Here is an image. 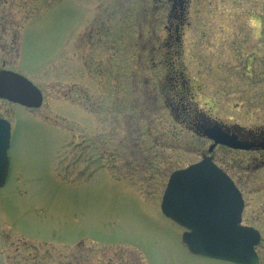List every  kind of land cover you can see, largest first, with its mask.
Returning <instances> with one entry per match:
<instances>
[{"label":"rangeland","instance_id":"rangeland-1","mask_svg":"<svg viewBox=\"0 0 264 264\" xmlns=\"http://www.w3.org/2000/svg\"><path fill=\"white\" fill-rule=\"evenodd\" d=\"M217 5L189 11L175 50L158 0H0V69L44 96L37 110L0 101L12 126L0 264H231L191 255L183 230L160 210L169 177L208 152L177 119L167 61L193 79L188 93L206 114L218 117V102L228 113L226 100L242 96L264 107V26ZM228 17L248 31L231 50L260 57L259 86L211 67L226 30L239 34L225 29ZM238 156L247 167L256 155L230 154L228 162ZM242 172L230 171L244 193L245 223L261 232L264 264V166Z\"/></svg>","mask_w":264,"mask_h":264},{"label":"water","instance_id":"water-1","mask_svg":"<svg viewBox=\"0 0 264 264\" xmlns=\"http://www.w3.org/2000/svg\"><path fill=\"white\" fill-rule=\"evenodd\" d=\"M0 98L29 109L43 104L37 87L25 77L5 70H0ZM204 136L214 142L210 152L217 145L250 149L218 125L207 128ZM10 140L11 125L0 118V189L8 176ZM243 209L240 191L210 157L174 172L161 204L163 215L186 230L182 241L192 254L234 264H259L255 248L261 235L240 226Z\"/></svg>","mask_w":264,"mask_h":264},{"label":"flooded vegetation","instance_id":"flooded-vegetation-1","mask_svg":"<svg viewBox=\"0 0 264 264\" xmlns=\"http://www.w3.org/2000/svg\"><path fill=\"white\" fill-rule=\"evenodd\" d=\"M158 3H162V5L166 6L167 9L169 10V14L167 17L168 20L165 26V29L167 31V39L169 41H175L180 45L182 44V40L185 37V29L191 26V21H189L190 19L189 17H187L189 11H191L194 7L197 9L204 4L213 6V3L215 4L217 3L218 4L216 6L217 9L218 6H221V8H223L222 11H224L225 14L229 16H233L234 14L240 15L245 13L248 15V19H249L247 22L251 23L252 21H258L260 22L259 23L260 25L263 24L264 26V0H207V2L206 0L205 2H203V0H158ZM251 11H258V12L257 14H251ZM223 22H226L225 29H227V27L231 28L233 25H235L234 26V29L236 30L235 32L239 31V34L234 36L230 30H226L228 34L227 36L225 34L222 40L223 42H225V39L227 38V42H225V45H223L224 43L220 45L218 52L215 51L212 53L215 57L213 58V60H211V62H215V64L213 66L211 65V67L221 68L223 65L225 66V68L230 69L229 72L230 75H235L237 76V79L239 80L242 79L246 81V83L251 85L253 88L255 86L261 85L259 82H255L257 79H259L258 78L259 76L258 77L256 76L255 70L257 69V67H254V64L256 63L255 59H259L260 57L257 58L253 54L252 56H246L245 53H243L240 56L239 53L237 52L238 51L237 45L232 50L229 46L230 42L236 41V44L238 43L239 47H241V42L242 43L244 42L245 39L244 37L247 36L248 31L245 29L244 31H241V28L239 29V27L241 26L237 25V23L240 22L238 18H234L232 20L230 19V17L226 19L224 18ZM248 30L251 31L250 29ZM262 36H264V34ZM228 37H230L231 39L229 40ZM222 40L219 41L222 42ZM215 47L217 48V46ZM254 52H257V50ZM198 70L199 72L197 74L200 75L201 71L199 68ZM173 74L175 75L173 76L170 75L168 76V78H166V80L171 82L173 86L179 85L180 80L182 79L183 84L188 86V90L189 89L193 90L194 83H192L193 79L190 77L189 74H184L186 75V77L184 75L180 76L179 74L181 73L177 71H175ZM199 75H197L196 78ZM197 85L199 84L197 83ZM199 90H202V88L199 87ZM182 94L183 93L180 92V88H179L175 95L176 96L175 99L177 100L178 103L177 109H179V117L183 118L185 122L187 121L189 122V126L191 128L190 131L193 133L195 137H197L201 141H204L203 142L204 145L205 143H208V149L213 145V142L204 138L205 137L204 132L207 128H210L214 125H218L223 132L229 134L230 136L236 137L241 143H245L250 147V150L238 151V150H232L226 147L218 146L210 154L213 159L212 161L220 169L225 171V173L233 180L235 185L238 187L242 195H244L243 191L239 186L237 179H235V177L232 176L230 171H240L241 173H244L242 171H247V170L257 171L258 169L264 166V122H260L262 119H264L263 118L264 107H258L256 103L253 104L252 102H249L250 100H246V98L243 96L242 98L227 99L226 105L230 106L229 108H226L228 113H225L224 109L218 102L217 109H215V111L219 114V116L215 118L211 114L205 115L203 112L201 113L197 110L189 111L185 105L187 101L184 99V96ZM263 94H264V90L261 92L262 97H264ZM233 101H236L234 106L231 105ZM179 106L181 107L179 108ZM219 106L221 108H219ZM240 106H242V108ZM188 111L190 112V118H187ZM245 122H251V123L245 124ZM217 150L219 154L218 157H216L217 155L215 154ZM230 154L233 155L251 154L256 156L251 157L250 162H248L247 167H245L243 161L241 160V158H239V156H238L239 158L238 160L234 159L233 162H228ZM245 207H246V203H245ZM241 226L254 228L258 230L254 226L245 223L244 213L242 215Z\"/></svg>","mask_w":264,"mask_h":264},{"label":"trees","instance_id":"trees-1","mask_svg":"<svg viewBox=\"0 0 264 264\" xmlns=\"http://www.w3.org/2000/svg\"><path fill=\"white\" fill-rule=\"evenodd\" d=\"M175 50H177L176 48H175ZM177 53V52H176ZM175 54V53H174ZM174 54H173V56H174ZM179 53H177V55H178ZM172 64V67H170V68H168L167 70L169 71L168 72V74L169 75H175V74H173L175 71H177V72H180L181 74H179L180 76H182V73H183V71L181 70V68L179 67V69L178 68H176V66L171 62H169V61H167V66H169V65H171ZM167 78H168V76H167ZM167 82H168V80H167ZM170 84H171V82H170ZM172 85V84H171ZM175 89H176V87H179L180 88V92H182L183 94V96H184V99L187 101V104H188V108L189 107H192L193 106V104L191 103L192 102V100H191V98H189V90H188V86H186V85H184L183 84V80L181 79L180 80V83H179V85H177V86H173ZM173 90V89H172ZM176 91V90H175ZM175 96H173V98H174ZM170 98V97H169ZM169 98H168V100H169ZM172 98V99H173ZM173 105V104H172ZM191 109H194V108H191Z\"/></svg>","mask_w":264,"mask_h":264},{"label":"snow or ice","instance_id":"snow-or-ice-1","mask_svg":"<svg viewBox=\"0 0 264 264\" xmlns=\"http://www.w3.org/2000/svg\"><path fill=\"white\" fill-rule=\"evenodd\" d=\"M194 242H198V241L194 240Z\"/></svg>","mask_w":264,"mask_h":264}]
</instances>
